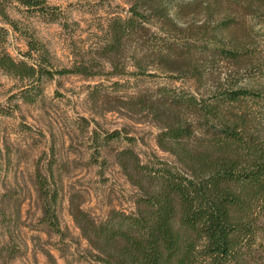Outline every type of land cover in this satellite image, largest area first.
<instances>
[{"label":"rangeland","instance_id":"obj_1","mask_svg":"<svg viewBox=\"0 0 264 264\" xmlns=\"http://www.w3.org/2000/svg\"><path fill=\"white\" fill-rule=\"evenodd\" d=\"M43 1L48 8L46 14L25 8L19 0H0V8L14 23L11 25L0 16V24L8 25L0 27V60L13 61L11 53L3 48L11 29L17 50L21 43L26 44L29 51L21 54L34 64L42 63L53 74L52 78L22 79L0 62V69L13 72L22 82L19 90H8L12 95L0 105V188L4 189L0 193V264H58L57 256L63 264H104L99 259L105 256L88 238L83 225L127 222L141 213V198L146 192L125 165L137 166V160L143 167L158 169L167 163L163 155L170 154L175 157L172 165L182 166L175 147L161 137L168 108L157 99L147 102L141 97L154 96L163 88L188 96L193 90L199 93L205 85H211L202 96L238 93L240 100L255 102V112L264 114V90H259V99H255L258 90L238 88L244 76L264 78V74L253 62L216 63L206 57H202L203 72L197 73L178 68L177 63L171 67L168 53L150 60L136 52L139 47L144 52L158 48L161 41L168 52L171 44H179L191 34L192 26L204 33L226 24L231 19L224 13L217 19L203 13L191 21L170 7V16L178 22L176 27L166 24L165 14H156L148 23L145 37L137 38L124 52L109 56L102 51L107 26L113 19L130 16L128 0ZM176 1V5L185 2L192 8L201 3ZM251 6L255 15L264 12L259 4ZM230 9L227 6V11ZM238 12V34L242 38L248 19ZM53 18L58 21L52 23ZM200 20L204 23L199 24ZM249 21L252 25L256 18ZM180 23H187L188 27L181 28ZM244 42L255 49L249 40ZM30 44L37 49L31 51ZM238 44L210 41L199 44V49L216 48L220 55L222 51L235 50ZM58 50L64 55H58ZM129 62L136 71H126ZM230 67L237 69V81L229 73L230 83L219 88L216 80ZM149 68L155 71L149 72ZM113 77L131 79L121 83L113 81ZM252 82L250 79L249 85ZM61 102L77 114L71 127L66 121L54 125L50 119L54 110L60 111ZM84 111L90 116L79 114ZM91 125L94 127L89 135ZM153 128L160 131L153 132ZM142 158L147 163H142ZM38 231L48 237L47 242L38 244V236H29ZM53 236L60 240L53 241Z\"/></svg>","mask_w":264,"mask_h":264},{"label":"trees","instance_id":"obj_2","mask_svg":"<svg viewBox=\"0 0 264 264\" xmlns=\"http://www.w3.org/2000/svg\"><path fill=\"white\" fill-rule=\"evenodd\" d=\"M19 1L27 9L41 14L48 12L43 0ZM128 1L130 16L113 19L107 26V40L102 48L105 55L122 53L137 38L145 37L148 23L156 14H165L166 24L176 27L178 22L170 16V7H175L180 17L191 21L203 13L213 19L224 13L231 20L204 33L192 26L191 34L183 42L171 44L172 50L168 52L163 41L151 51L136 48L142 57L156 60L168 53L171 67L177 63L178 68L197 73L204 69L202 57L216 63L253 62L264 74V12L255 15L251 6L259 4L263 10L264 0H201L194 8L185 2L176 5V0ZM227 6L231 7L228 11ZM238 11L248 19L242 38L238 34L241 26ZM0 16L14 25L1 8ZM253 17L256 21L251 25L249 19ZM246 40L255 49L248 47L251 44H246ZM210 41L239 44L235 50L222 51L220 55L216 48L199 49V44ZM33 45L30 44L31 51L37 49ZM0 62L22 79L53 77L42 63L31 67L26 63L17 66L11 59ZM228 69L231 78L237 81V69ZM229 83V80H216L219 88H226ZM255 94V99H259L261 92ZM157 95V101L169 110L161 137L175 147L182 166L162 163L153 169L141 166L137 160V166L125 165L146 192L141 198L143 207L131 221L83 225L88 238L105 256L99 261L104 264H262L264 254L254 251L251 245L258 242L264 249V144H257L259 130L264 128L261 123L264 114L255 112L252 107L257 106L255 102L240 100V94L229 91L212 97L201 96L199 101L191 94L181 96L172 89L163 88L154 96ZM154 96L141 98L148 102ZM189 116L196 117L195 125L189 122ZM197 131H202L207 139L197 137ZM197 245L200 252H196Z\"/></svg>","mask_w":264,"mask_h":264},{"label":"clouds","instance_id":"obj_3","mask_svg":"<svg viewBox=\"0 0 264 264\" xmlns=\"http://www.w3.org/2000/svg\"><path fill=\"white\" fill-rule=\"evenodd\" d=\"M49 3H54L57 2V0H48ZM59 2L61 3H67V2H72V3H76L77 0H59ZM81 2H83V0H81ZM93 2H95V0H93ZM119 2V0H118ZM199 24H203L204 21L200 20L198 21ZM0 27H4V28H8V25L6 24H0ZM179 27L181 28H187L188 24L187 23H180ZM8 43L3 45V48H7L8 52L11 53V56L13 58L14 63L18 66L20 61H24L27 65L31 66V67H35L36 65L33 63L32 60L27 59L24 55H22L21 53L24 52H28L29 49L27 47L26 44L21 43L19 46V50H17V45H16V41L13 40V34L11 32V29H9V36L7 38ZM58 55L63 56L64 54L61 53L59 50L57 51ZM36 53H33V56H35ZM107 70H111L110 66H108ZM127 72H133L136 71V69L132 66L131 62H129L128 67L126 69ZM149 72H154L155 69L153 68H149L148 69ZM229 71H224L220 74L219 80L220 82H224L229 78ZM125 79H131V77H113L112 80H120L121 83L124 82ZM250 79H253V82L249 85V81ZM21 81L18 77H15L13 72H8L6 73L4 69H0V105H4L5 102L7 101V98L9 95H12V92H9V89H13V91H17L19 90L20 86H21ZM26 83V82H25ZM55 84V81H53V85ZM16 86V87H14ZM249 87V90H264V78H250L248 76H244L243 79L241 80L240 84L238 85L239 87ZM177 87H179V85H177ZM211 87V85H205L204 89H201L199 93H197L195 90L192 91V95L196 97V100L199 101L201 99L202 95H205L206 93V89ZM213 91L215 90L214 88L212 89ZM63 91V90H62ZM66 95H68L66 93ZM49 99L51 100V91H49L48 93ZM70 99L75 100V97H69ZM81 99H83V97H81ZM153 99H159V96H154ZM80 115H83L85 117H89L90 114L87 111L84 112H80ZM76 112H74L72 110L71 107L65 108L64 104L61 102L60 103V111H53L52 117L50 118L52 120V123L58 124V121H66L69 125V127L72 126V122L76 119ZM189 122L193 123L195 125L196 123V117L194 116H189L188 117ZM131 123V122H129ZM262 124H264V121H261ZM94 127V125H91L88 129V133L89 135L91 134L92 128ZM137 128H146V125H136ZM153 132H158L160 131V129H156L153 128L152 129ZM195 135L197 137H200L201 140H205L207 139L206 137H204V134L202 131H197L195 133ZM67 139V138H65ZM13 140H15V137H13ZM257 144H264V128H261L259 130V134L257 137ZM0 147H2V145H0ZM163 160L169 164H172L175 162V157L171 156L170 154H164L163 155ZM142 163H147L146 160H144L142 158ZM4 189L0 188V193H3ZM258 211V209H257ZM28 230L25 229V232H27ZM29 236H38L40 238L39 241H37L38 244L42 243V242H47L48 241V237L44 235L43 231H38V232H32L29 233ZM53 241H59L60 237L59 236H53L52 237ZM259 237H257V241H258ZM245 243H247V241H245ZM252 249L254 251H259L262 254H264V249L260 248V245L258 242H254L251 245ZM200 246L197 245L196 247V252H200ZM57 260H58V264H63V261L59 259V256H57ZM16 264H19V261H16ZM262 264H264V262H262Z\"/></svg>","mask_w":264,"mask_h":264}]
</instances>
